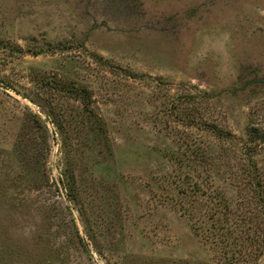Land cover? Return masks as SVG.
I'll return each mask as SVG.
<instances>
[{
  "label": "rangeland",
  "instance_id": "1",
  "mask_svg": "<svg viewBox=\"0 0 264 264\" xmlns=\"http://www.w3.org/2000/svg\"><path fill=\"white\" fill-rule=\"evenodd\" d=\"M0 264H264V0H0Z\"/></svg>",
  "mask_w": 264,
  "mask_h": 264
}]
</instances>
